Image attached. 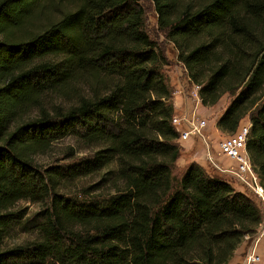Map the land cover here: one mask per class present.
<instances>
[{
    "label": "trees",
    "instance_id": "1",
    "mask_svg": "<svg viewBox=\"0 0 264 264\" xmlns=\"http://www.w3.org/2000/svg\"><path fill=\"white\" fill-rule=\"evenodd\" d=\"M151 1L200 103L230 95L217 128L248 117L264 188V0ZM142 14L138 0H0V264H228L250 241L252 195L194 162L173 174L168 63ZM69 136L89 155L41 166ZM20 201L43 207L26 218ZM18 225L34 238L8 246Z\"/></svg>",
    "mask_w": 264,
    "mask_h": 264
},
{
    "label": "rangeland",
    "instance_id": "2",
    "mask_svg": "<svg viewBox=\"0 0 264 264\" xmlns=\"http://www.w3.org/2000/svg\"><path fill=\"white\" fill-rule=\"evenodd\" d=\"M138 6L143 12V27L149 34L150 38L158 44L159 49L167 58L168 64L163 66L162 71L173 92V116L181 119L179 123L174 125L175 128L178 130V133H181L185 130H189L188 121H206V124L200 129L201 135L190 134L185 138H180L179 136L175 140L180 148V156L175 162L173 174L175 176H179L188 164L194 162L202 169L206 170V172L208 171V173L220 175L222 178L227 180L235 190L252 195L255 202L260 206L259 199L251 191L250 187L240 182L236 177L237 175L233 173V171L237 169V163L232 159L225 157L219 150V142L231 133L217 128L216 121L229 104L231 100L230 95L225 93L215 104L211 106H203L199 102L197 94L198 87L189 81L185 69L176 58V50L174 49L173 44L164 37L163 31L159 28L157 13L153 2L151 0H138ZM247 121L248 117L245 116L240 120L239 125ZM211 132H214L216 136L211 135ZM71 138L72 137L70 136L65 138L55 144L53 148L45 154L37 156L39 164L41 166L67 164L77 161L79 158L88 156L90 151L80 148L76 145L75 140ZM69 146H72L73 151L68 149ZM195 157H197L198 162L194 160ZM98 182L99 180L97 176L71 180L67 182L66 186L62 187L59 192H64L68 195H76L77 193L81 194V190L84 186H93ZM106 190V188H102L97 192H103ZM18 207L25 208L27 210L26 218H30L43 206L40 203L20 201L18 203ZM255 233L256 228L252 236L250 235L251 238L248 236L246 237V240L250 241L243 242L237 248L233 258L228 262V264H244L247 248L250 242L255 238ZM32 238H34L33 233L23 231V229H21L18 225L11 230L5 243L8 246H12L23 243L26 240H31ZM260 253L262 254L263 259L262 264H264V246H261Z\"/></svg>",
    "mask_w": 264,
    "mask_h": 264
},
{
    "label": "built area",
    "instance_id": "3",
    "mask_svg": "<svg viewBox=\"0 0 264 264\" xmlns=\"http://www.w3.org/2000/svg\"><path fill=\"white\" fill-rule=\"evenodd\" d=\"M181 121L180 118L172 116L171 123L174 126ZM188 121V120H187ZM189 130L179 132L178 137L185 138L190 134L201 135V127L206 124L205 120L188 121ZM175 127V126H174ZM249 121L238 126L235 132L224 137L218 144L220 152L227 158L237 163V169L233 171L237 179L249 186L251 191L260 201L261 220L256 227L255 238L250 242L244 259V264H262L261 246H264V188L260 183L257 173L254 171L247 151L246 139L249 132ZM177 130V129H176ZM178 131V130H177ZM203 136V135H202ZM212 161V159H211ZM213 162V161H212ZM214 163V162H213ZM221 169V168H220ZM262 204V205H261ZM247 237V236H246Z\"/></svg>",
    "mask_w": 264,
    "mask_h": 264
},
{
    "label": "crops",
    "instance_id": "4",
    "mask_svg": "<svg viewBox=\"0 0 264 264\" xmlns=\"http://www.w3.org/2000/svg\"><path fill=\"white\" fill-rule=\"evenodd\" d=\"M199 102H200V100H199ZM211 135L216 136V135L214 134V132H211ZM194 160L198 162L197 157H195Z\"/></svg>",
    "mask_w": 264,
    "mask_h": 264
}]
</instances>
